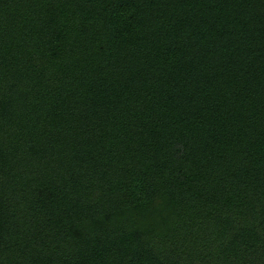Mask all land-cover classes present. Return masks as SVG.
Segmentation results:
<instances>
[{"label":"trees","instance_id":"obj_1","mask_svg":"<svg viewBox=\"0 0 264 264\" xmlns=\"http://www.w3.org/2000/svg\"><path fill=\"white\" fill-rule=\"evenodd\" d=\"M0 264H264V0H0Z\"/></svg>","mask_w":264,"mask_h":264}]
</instances>
